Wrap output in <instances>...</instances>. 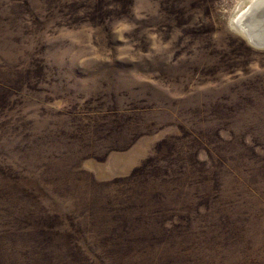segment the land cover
Masks as SVG:
<instances>
[{"label": "rangeland", "instance_id": "rangeland-1", "mask_svg": "<svg viewBox=\"0 0 264 264\" xmlns=\"http://www.w3.org/2000/svg\"><path fill=\"white\" fill-rule=\"evenodd\" d=\"M248 3L0 0V264H264Z\"/></svg>", "mask_w": 264, "mask_h": 264}, {"label": "bare ground", "instance_id": "bare-ground-1", "mask_svg": "<svg viewBox=\"0 0 264 264\" xmlns=\"http://www.w3.org/2000/svg\"><path fill=\"white\" fill-rule=\"evenodd\" d=\"M232 25L249 42L264 47V0H249L248 8L233 19Z\"/></svg>", "mask_w": 264, "mask_h": 264}, {"label": "trees", "instance_id": "trees-1", "mask_svg": "<svg viewBox=\"0 0 264 264\" xmlns=\"http://www.w3.org/2000/svg\"><path fill=\"white\" fill-rule=\"evenodd\" d=\"M165 174H167V172H165ZM163 179H164V178H163ZM73 247H74L79 253H83V252H82V247H81V245H79L78 243L73 242Z\"/></svg>", "mask_w": 264, "mask_h": 264}, {"label": "water", "instance_id": "water-1", "mask_svg": "<svg viewBox=\"0 0 264 264\" xmlns=\"http://www.w3.org/2000/svg\"><path fill=\"white\" fill-rule=\"evenodd\" d=\"M260 45H263V44H260Z\"/></svg>", "mask_w": 264, "mask_h": 264}]
</instances>
